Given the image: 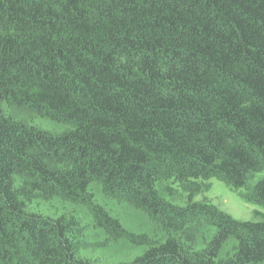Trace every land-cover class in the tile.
<instances>
[{
    "label": "trees",
    "instance_id": "obj_1",
    "mask_svg": "<svg viewBox=\"0 0 264 264\" xmlns=\"http://www.w3.org/2000/svg\"><path fill=\"white\" fill-rule=\"evenodd\" d=\"M210 178L264 209V0H0V264H110L104 197L116 264H264Z\"/></svg>",
    "mask_w": 264,
    "mask_h": 264
},
{
    "label": "rangeland",
    "instance_id": "obj_2",
    "mask_svg": "<svg viewBox=\"0 0 264 264\" xmlns=\"http://www.w3.org/2000/svg\"><path fill=\"white\" fill-rule=\"evenodd\" d=\"M262 176V175H260ZM200 188H203L205 184L209 185V190L195 197L196 201H202L207 199L211 202L215 207H217L220 211L228 214L232 218L240 221H249L252 220V212L254 210L264 212V209L258 205L245 203L244 200L231 188L225 184L224 182L216 179L210 178L206 181H198ZM104 205L105 208L109 211L111 210L119 219L123 229L130 235L135 236L134 240L125 237L120 239V241H116L115 245L110 244L108 247L112 248L116 257L111 259V263L116 264L118 261H121L118 258L124 259L123 261H130L134 256L138 255L140 252V247L143 245L142 241L137 239L136 237L139 235H146L149 239L153 238L156 234V224L155 221L149 217L147 214H144L136 209L131 208L123 202H117L113 199H108L104 197ZM98 203L101 205V200L99 196L97 197ZM87 211V209H86ZM107 212V211H106ZM88 213V211H87ZM86 228H89V225H86ZM96 234V233H95ZM93 242H101V244H92L89 253L93 255V257H107V255H111L109 249L104 245L105 241L104 235L99 233V237L94 236ZM112 241H110L111 243ZM102 245V246H101ZM129 250L123 249L121 251L122 254H126L125 258L117 256V248L120 246L129 247ZM135 249V250H133ZM83 251L87 250L82 248ZM81 250V251H82ZM107 254L106 256H104ZM82 255V252H81ZM104 256V257H103ZM110 263V264H111ZM104 264V263H101ZM106 264V263H105Z\"/></svg>",
    "mask_w": 264,
    "mask_h": 264
}]
</instances>
